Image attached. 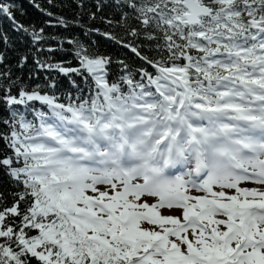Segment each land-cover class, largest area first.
I'll return each mask as SVG.
<instances>
[{
    "label": "snow or ice",
    "instance_id": "1",
    "mask_svg": "<svg viewBox=\"0 0 264 264\" xmlns=\"http://www.w3.org/2000/svg\"><path fill=\"white\" fill-rule=\"evenodd\" d=\"M29 3L0 0V264H264V0Z\"/></svg>",
    "mask_w": 264,
    "mask_h": 264
},
{
    "label": "trees",
    "instance_id": "2",
    "mask_svg": "<svg viewBox=\"0 0 264 264\" xmlns=\"http://www.w3.org/2000/svg\"><path fill=\"white\" fill-rule=\"evenodd\" d=\"M19 2L23 4V7L28 12V16L24 17V19H31V20H35V21H42L43 20L44 17L42 16V14L39 13L35 8H33L31 6V4L29 3V0H19ZM37 2L44 4V3H46V0H37ZM65 2L71 3L72 0H65ZM65 14L70 16L71 9H66ZM4 26L7 27V24L5 23ZM93 39L98 40L106 49L113 48V46L111 44L105 42L103 37H94Z\"/></svg>",
    "mask_w": 264,
    "mask_h": 264
}]
</instances>
